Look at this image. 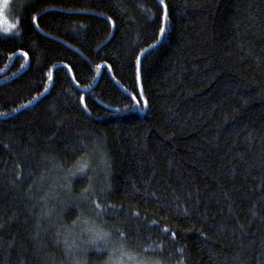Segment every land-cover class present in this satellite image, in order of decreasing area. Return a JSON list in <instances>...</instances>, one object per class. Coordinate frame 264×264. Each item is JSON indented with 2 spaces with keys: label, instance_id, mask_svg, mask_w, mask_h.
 <instances>
[{
  "label": "trees",
  "instance_id": "16d2710c",
  "mask_svg": "<svg viewBox=\"0 0 264 264\" xmlns=\"http://www.w3.org/2000/svg\"><path fill=\"white\" fill-rule=\"evenodd\" d=\"M89 229L127 264H264V0L5 8L0 264H106Z\"/></svg>",
  "mask_w": 264,
  "mask_h": 264
},
{
  "label": "snow or ice",
  "instance_id": "6c2138e0",
  "mask_svg": "<svg viewBox=\"0 0 264 264\" xmlns=\"http://www.w3.org/2000/svg\"><path fill=\"white\" fill-rule=\"evenodd\" d=\"M5 3H7V0H5ZM161 3H163V0H161ZM166 19H167V13L165 12V20ZM5 31L7 32L8 29H5ZM165 31L166 29L164 27H161L160 29L161 34H163ZM25 55L27 54L25 53ZM97 67L99 68V65ZM49 79H52L51 72L49 73ZM88 167L89 164L87 160L78 162V167H76V169L71 173V175H76L78 173H85V169H87ZM86 191L87 189H85V192ZM96 208L99 210L100 205L96 204ZM89 231L92 233L89 240V244L91 246H96L98 243L103 244V247H96L97 252L102 253L103 251L109 248L111 249L112 259H110L109 262H106V264H127V262L123 259V257L128 256L129 253L126 250L124 243L121 242L122 239H126L125 234L123 232H119L117 239L113 240L112 234L110 232H105L103 230H98V229H89ZM173 236H175V233H173ZM138 264H149V262L143 261V262H138Z\"/></svg>",
  "mask_w": 264,
  "mask_h": 264
},
{
  "label": "rangeland",
  "instance_id": "374dc122",
  "mask_svg": "<svg viewBox=\"0 0 264 264\" xmlns=\"http://www.w3.org/2000/svg\"><path fill=\"white\" fill-rule=\"evenodd\" d=\"M14 2V0H7V3H5V0H0V17L2 18V15L5 11V8L11 5Z\"/></svg>",
  "mask_w": 264,
  "mask_h": 264
}]
</instances>
